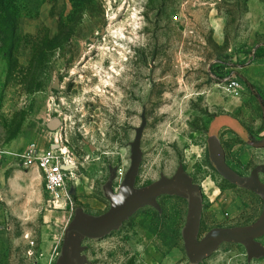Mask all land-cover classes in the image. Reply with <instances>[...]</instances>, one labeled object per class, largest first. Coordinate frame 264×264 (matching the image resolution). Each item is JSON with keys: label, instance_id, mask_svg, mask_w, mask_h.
Here are the masks:
<instances>
[{"label": "rangeland", "instance_id": "obj_1", "mask_svg": "<svg viewBox=\"0 0 264 264\" xmlns=\"http://www.w3.org/2000/svg\"><path fill=\"white\" fill-rule=\"evenodd\" d=\"M261 50L264 0H0V264H57L74 210L110 209L101 186L115 171L119 192L138 130L131 191L178 171L197 183V242L256 222L264 194L232 179L264 184V96L244 76ZM231 77L244 84L237 97ZM53 137L75 163L66 207L20 160L27 144ZM154 203L84 238L83 264H189L188 200ZM254 242L256 252L216 242L199 264H264V234Z\"/></svg>", "mask_w": 264, "mask_h": 264}, {"label": "water", "instance_id": "obj_2", "mask_svg": "<svg viewBox=\"0 0 264 264\" xmlns=\"http://www.w3.org/2000/svg\"><path fill=\"white\" fill-rule=\"evenodd\" d=\"M139 139L140 130L137 131L132 144L130 171L122 181L119 192L113 194L110 191L112 181L116 177L115 171L110 172L106 183L101 186L105 198L112 204L110 209L99 218L86 216L80 208L74 210L73 218L64 229L63 244L57 264L85 263V258L81 255L83 249L81 243L84 238L93 241L100 240L143 205H154V198L158 195H178L188 200V211L182 229V236L184 251L189 264H199L208 258L212 254L216 242L242 243L250 252L258 250L254 239L264 234V212L250 226L237 231L211 228L199 242L196 241V229L203 204L202 190L197 183L185 177L181 171H178L172 178H161L140 193L131 191V185L140 162ZM232 181L240 186L264 194V184L257 185L235 179H232Z\"/></svg>", "mask_w": 264, "mask_h": 264}, {"label": "built area", "instance_id": "obj_3", "mask_svg": "<svg viewBox=\"0 0 264 264\" xmlns=\"http://www.w3.org/2000/svg\"><path fill=\"white\" fill-rule=\"evenodd\" d=\"M243 85L240 79L231 77L226 80L225 88L228 93L237 97ZM20 160L25 167L36 170L54 207L61 200L65 207L71 204L69 183L75 179V163L61 137H53L52 145L46 147L34 142L27 144L20 153Z\"/></svg>", "mask_w": 264, "mask_h": 264}, {"label": "crops", "instance_id": "obj_4", "mask_svg": "<svg viewBox=\"0 0 264 264\" xmlns=\"http://www.w3.org/2000/svg\"><path fill=\"white\" fill-rule=\"evenodd\" d=\"M264 51H258L255 56L254 62H258V65L253 66L249 64L244 70L245 78L250 84L256 85V89L264 96ZM258 66L259 69H256ZM38 174V173H37Z\"/></svg>", "mask_w": 264, "mask_h": 264}, {"label": "bare ground", "instance_id": "obj_5", "mask_svg": "<svg viewBox=\"0 0 264 264\" xmlns=\"http://www.w3.org/2000/svg\"><path fill=\"white\" fill-rule=\"evenodd\" d=\"M57 208H63V206H59V207L57 206Z\"/></svg>", "mask_w": 264, "mask_h": 264}]
</instances>
